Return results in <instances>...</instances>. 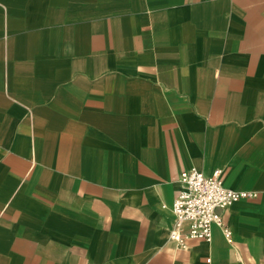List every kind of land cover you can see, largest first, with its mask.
I'll return each instance as SVG.
<instances>
[{
  "label": "crops",
  "instance_id": "crops-1",
  "mask_svg": "<svg viewBox=\"0 0 264 264\" xmlns=\"http://www.w3.org/2000/svg\"><path fill=\"white\" fill-rule=\"evenodd\" d=\"M193 168L259 195L182 247ZM0 264H264V0H0Z\"/></svg>",
  "mask_w": 264,
  "mask_h": 264
},
{
  "label": "built area",
  "instance_id": "built-area-1",
  "mask_svg": "<svg viewBox=\"0 0 264 264\" xmlns=\"http://www.w3.org/2000/svg\"><path fill=\"white\" fill-rule=\"evenodd\" d=\"M180 181L181 189L173 202L175 220L169 238L182 247H186L189 240H209L213 226L223 223L222 210L240 200L259 195L255 191L225 187L221 169L209 175L194 168L184 170L180 174ZM224 234L232 243L229 227H224Z\"/></svg>",
  "mask_w": 264,
  "mask_h": 264
}]
</instances>
